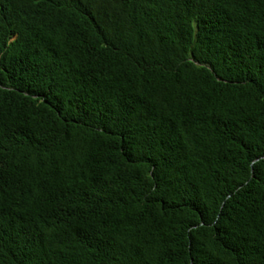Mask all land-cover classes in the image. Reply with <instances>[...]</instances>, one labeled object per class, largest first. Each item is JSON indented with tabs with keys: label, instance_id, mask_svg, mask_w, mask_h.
<instances>
[{
	"label": "trees",
	"instance_id": "16d2710c",
	"mask_svg": "<svg viewBox=\"0 0 264 264\" xmlns=\"http://www.w3.org/2000/svg\"><path fill=\"white\" fill-rule=\"evenodd\" d=\"M0 264H264V0H0Z\"/></svg>",
	"mask_w": 264,
	"mask_h": 264
}]
</instances>
